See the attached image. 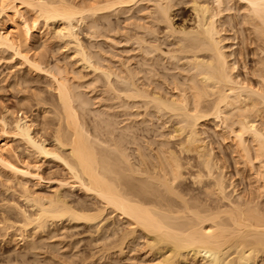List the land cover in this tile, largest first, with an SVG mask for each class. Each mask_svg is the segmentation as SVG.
<instances>
[{"label":"bare ground","instance_id":"bare-ground-1","mask_svg":"<svg viewBox=\"0 0 264 264\" xmlns=\"http://www.w3.org/2000/svg\"><path fill=\"white\" fill-rule=\"evenodd\" d=\"M179 3L191 15L177 23ZM23 10L47 28L58 25L53 37L67 38L80 68H91L96 78L79 80V70L71 77L69 65L50 66L46 60L42 65L31 57L35 44L44 46L51 38L38 27L31 33V17ZM121 13L123 20L113 24L111 15ZM81 27L91 41L102 37L109 49L91 50L79 36ZM229 38L237 41L228 45ZM234 44L238 47L229 48ZM0 47L17 55L28 71L45 72L54 92L52 121L44 119L46 109L33 119L22 111L17 115L20 101L16 112L1 105L0 169L7 174L0 184V239L14 245L5 248L0 262L38 264L43 248L49 249L46 255L60 249L52 238L67 221L72 228L96 227L99 242L89 236L90 249L114 238L118 252L110 250L118 254L107 250L105 264L122 253L126 264H264V0H0ZM14 78L24 83L22 76ZM98 78L110 100L122 103V109L116 105L123 111L121 132L108 113L110 104L95 106L90 119L94 114L99 119L92 129L91 120L86 125L81 116L88 105L108 102L106 93L92 94L102 90L94 85ZM228 156L235 174L248 176L247 190L232 179ZM41 159L56 161L67 174L53 178L49 194L28 185L51 181L40 171ZM73 187L92 196L95 205L81 198L73 202L67 193ZM107 218L111 223L101 224ZM137 247L139 258L132 255ZM100 254L98 260L93 256L96 262L88 260L103 261Z\"/></svg>","mask_w":264,"mask_h":264},{"label":"rangeland","instance_id":"rangeland-1","mask_svg":"<svg viewBox=\"0 0 264 264\" xmlns=\"http://www.w3.org/2000/svg\"><path fill=\"white\" fill-rule=\"evenodd\" d=\"M182 3H179V5H180V7L178 6L177 7V9H175L174 10V12L175 13H177V15L175 16L176 18H174V21L175 22H180V19L181 18H187V17H189V15H191V10L189 9L190 7L187 5V4H182ZM185 5H187V6H185L186 8H184V6ZM185 9V10H184ZM179 10V11H178ZM240 12V14L243 12L242 10L241 11H239ZM22 13L24 14V15H26V16H24V17H26V18H28V16H30L31 17V13H30V11H29V13L27 12V10H25V13H24V10L22 11ZM5 14V15H4ZM27 14H28V16H27ZM235 14L237 15H239V13L237 12H235ZM7 14L6 13H2L1 14V16H3V18L5 19V18H9L10 16H6ZM113 15V14H112ZM111 15V19H112V23H113V21H114V23H118L119 21H122L123 20V14L121 13V14H117V16H116V14L115 15H113L112 16ZM223 15V14H222ZM120 17V18H119ZM11 18V17H10ZM10 18H9V20H10ZM33 17H31V19H32ZM117 18H119L118 19V22H117ZM122 18V19H121ZM31 19H28V21H30V25H31V33H35V29L38 27V28H40L42 31H45V32H48L49 31V33H48V35L46 36V37H48V36H50V37H48L47 39H49V38H51V39H49L48 41H47V39H46V41H47V43H43L44 44V46H40V45H42L41 43H42V41L40 42L39 41V43H37V44H35V47H33V48H31V50H29V55H31V57H34V58H36L37 60L39 59V62H42V65L43 64H45L44 63V61L46 62V64L48 63V65H52L54 62H58L57 64H60V65H62L63 67H64V64H66L65 65V68L67 67V65H69L67 68L68 69H70L69 70V73L71 74V77H72V75L74 76V73H76L78 70V74H80V75H82V77L81 78H83V79H79V80H84V79H86V80H90L91 78H92V76L94 75L92 72V69L91 68H80V64L76 61V59H75V57H74V55H72L73 54V44L72 43H69L68 42V40H67V38H64V39H58V37H53L54 36V32H53V34H51L52 33V31H55V29L56 30H59L58 28H57V26L58 25H53V24H51V25H49V29L50 30H48V28H47V24H45L44 25V21L42 20V19H40V18H38L36 21H34L33 19V21L31 20ZM225 19V18H224ZM9 20H8V22H9ZM115 20H116V22H115ZM11 22H13L12 21V19L10 20ZM15 21V20H14ZM39 21V22H38ZM16 22H18V21H16ZM16 22H14V24H16V26L18 25V23H16ZM34 22H37L36 23V25H32V24H35ZM113 23V24H114ZM83 28L84 27H81V28H79L78 29V32H79V36L81 37V39H83L84 40V42H86V43H88V45H89V47H90V49L92 50V49H94V50H100V49H103V48H105V49H103V51L104 50H108L109 49V46L104 42V39L102 38V37H100V36H97V38H95L94 36H93V38H95V39H93L92 41H91V37L90 36H88V34H86L85 33V31L83 30ZM47 30V31H46ZM51 31V32H50ZM57 33V32H56ZM58 34V33H57ZM227 34H229V33H227ZM34 35V34H33ZM230 35V34H229ZM228 35V36H229ZM231 36V35H230ZM52 37H53V39H52ZM90 37V38H89ZM101 39H100V38ZM55 38V39H54ZM232 38V37H231ZM231 38H229V39H227L228 41H230V42H226L228 45L229 44H232L234 41H237L236 40V38L233 40L232 39V41H231ZM90 39V40H89ZM100 39V40H99ZM61 40V41H60ZM95 40V41H94ZM102 40V41H101ZM98 41V42H97ZM232 42V43H231ZM68 43V44H67ZM91 43H93V44H91ZM101 43V44H100ZM104 44V45H103ZM106 44V45H105ZM64 45V46H63ZM95 45V46H94ZM100 45H102V46H100ZM34 46V45H33ZM40 46V47H39ZM93 46V47H92ZM108 46V47H107ZM235 46V47H234ZM234 46H230L229 48H237L238 47V45L236 44H234ZM39 47V48H38ZM96 47V48H95ZM101 47H103V48H101ZM1 49H0V57H1V59H0V114H1V105L3 104V105H6L8 108H10V109H14L15 110V112H16V109L18 108V102L20 101L21 103H22V109L19 111V108L17 109L18 110V112H16L17 113V115H19L20 113H21V111H22V113L24 114V115H26L27 117H29V118H33V119H35L34 117L37 115V113H38V111H42V110H45L46 109V113H48V114H46V117L44 118V119H49L50 121H52V120H54V119H52L51 117H53L52 115H50V110H48V109H51L52 110V107H49L50 105H49V102L51 101V99H52V97H53V94H54V92L52 91V90H50V86H48L49 84V79L47 78L48 76H47V74L45 75L42 71L40 72H38V73H36V72H34V71H28V69L27 68H25V66L24 65H22L19 61V58H18V56L17 55H14V54H12V52L10 51V50H8V49H6V48H4V47H0ZM98 48V49H97ZM100 48V49H99ZM107 48V49H106ZM93 50V51H94ZM35 55V56H34ZM72 56V57H71ZM38 57V58H37ZM72 58V59H71ZM248 58V57H247ZM43 60V61H42ZM67 60V61H66ZM64 63V64H63ZM45 64V65H46ZM55 64V63H54ZM250 64V60H248V65ZM240 68H238V69H243L242 67H241V65L239 66ZM82 69V70H81ZM90 69V70H89ZM80 70H81V72H80ZM239 70V71H240ZM30 72V73H28V72ZM87 71V72H86ZM247 71H249V72H251L249 69H247ZM72 72V73H71ZM90 72H91V74H90ZM97 73H99V70H97L96 71ZM95 72V73H96ZM243 72H244V70H243ZM242 72V70H241V75H244V73ZM17 73V74H16ZM16 74V75H15ZM69 74V75H70ZM17 75H18V77L20 76H22L23 77V81H24V83L22 84V82H20V84H22V85H18V83L16 84L15 82H14V76H16L17 77ZM84 75V76H83ZM91 76V77H90ZM94 77H95V75H94ZM96 78V77H95ZM27 79V80H26ZM93 79V78H92ZM74 80H78V79H75V77H74ZM98 80L99 81H97L94 85L96 86V87H99V88H96V89H99V90H101V91H98L97 90V92H102L101 94L100 93H97L96 92V90H94L95 92H93L92 91V94H95L96 93V95L98 94L99 96L98 97H101V98H103V96L104 97H107V93L106 92H104L103 91V82H101L102 80H103V78H102V80H101V78L99 79L98 78ZM104 81V80H103ZM100 83V84H99ZM102 83V84H101ZM15 84V85H14ZM100 85H102V86H100ZM100 87H102V88H100ZM84 90V89H83ZM86 90H88V89H86ZM89 91V90H88ZM104 92V93H103ZM107 95H106V94ZM36 94V95H35ZM38 94V95H37ZM101 95V96H100ZM106 95V96H105ZM40 96V97H39ZM51 97V98H50ZM39 98V99H38ZM42 98H43V100H42ZM110 99H112V98H110V95H108V99H107V101L108 102H106V99L105 100H102L101 101V99L99 100V101H101V102H97V103H93V104H90V105H88V109H87V112L84 110L83 112H84V114H85V117H84V115H83V112H80V113H82V118L84 119V121L85 120H87V122H89L90 120H91V122H89V124L86 122V125L88 124V126H87V128H89V127H91V128H89V129H92L93 128V125L91 126V123H92V121L93 122H96V121H98V117H94L95 116V114L94 115H92V117L93 118H91L90 119V115L91 114H93L94 112H95V110H96V108L97 107H95L97 104H99L98 105V107H100L101 105L103 106V104L104 105H106V104H110V109H108V113H110L111 111V113H112V115H111V117H114V118H116V119H114V118H112V119H114L115 120V125L117 126V129H115L116 131H119V132H121V131H123V115H122V113H123V111L122 110H120V109H122L121 108V104H119V102H121L120 101V99H117V98H115V99H113V100H110ZM38 100V101H37ZM39 101H41L40 103H42V104H40L39 103ZM38 102V103H37ZM46 102H48V104H46ZM103 102V103H102ZM109 102H111V103H113V105L111 104V103H109ZM115 102V103H114ZM119 106H118V105ZM38 107H37V106ZM43 105V106H42ZM47 105L48 106V108L47 107H45V106ZM116 105L120 108H118V107H116ZM90 106V107H89ZM106 106H109V105H106ZM44 108V109H43ZM95 108V109H94ZM114 108V109H113ZM117 108V109H116ZM38 109V110H37ZM89 109H90V113L87 115V113L89 112ZM48 110V111H47ZM94 110V111H93ZM121 112H119V111ZM82 111V110H81ZM115 111H117V112H115ZM14 112V113H15ZM86 112V113H85ZM115 112V113H114ZM15 113V114H16ZM120 113V114H119ZM22 114V115H23ZM52 114V113H51ZM115 114V115H114ZM116 114H117V117H116ZM23 115V116H24ZM14 116V115H13ZM13 116L12 115H10V116H8V118L11 120V119H13ZM49 116H50V118L52 119H50L49 118ZM87 117V118H86ZM89 117V118H88ZM105 117V116H104ZM122 117V118H121ZM8 119V120H9ZM88 119H90L89 121H88ZM95 119H96V121H95ZM9 120V121H10ZM120 121V122H119ZM118 125H119V127H118ZM121 125V126H120ZM207 125H208V127H213V123H207ZM50 127V126H49ZM152 127V126H151ZM122 129V130H121ZM153 129V128H152ZM151 129V130H152ZM151 130L149 131V133H147L148 135H150V133H151ZM48 131L49 130H47V133H48ZM153 131V130H152ZM210 131V130H209ZM46 133V132H45ZM43 133V135H45V137H48V134L46 133ZM152 133H154V132H152ZM151 133V134H152ZM215 138V137H214ZM216 139L217 138H215V140H213V142H212V146L214 147V150L217 152V150L219 151V148H218V143H216L215 141H216ZM222 146H223V144L225 145V143H223V142H219ZM11 144H14L13 146H17L18 145V147L19 148H23V145H21V142H19L18 143V141L16 142L15 140H12V142H11ZM213 144H216L215 146L213 145ZM216 146H217V148H216ZM223 148V147H222ZM224 148H226V147H224ZM227 149V148H226ZM226 149H224L225 150V154L226 155H229L227 152L229 151L228 149L226 150ZM21 150V149H20ZM20 150H19V153H20ZM223 150V151H224ZM22 151H24V149H22L21 150V152ZM31 159V158H30ZM30 159H28V160H30ZM229 159V160H228ZM228 159H227V161H228V167L229 168H227L228 169V171L230 172V174L232 175V179L234 178V180H235V184H236V186H237V182H239L238 184V187L239 186H241L240 184H242V186L241 187H239V188H241V189H245L246 188V190H247V187L249 188V186H247V184L249 185V183H247L248 182V179H247V175H245L246 173L244 172L243 174L242 173H240L241 175H236L235 174V169H233L234 168V166H233V162H232V160L230 161V156H228ZM33 159H31L30 161H32ZM41 160H42V162H41ZM38 163H39V168H40V171L41 172H43L42 173V175L43 176H46L45 178H47V177H50V178H52L51 179V183L49 182V183H43V185H37V184H33V183H29L28 185L30 186V188H33V189H36L37 191H40V192H42V193H44V194H49L51 191H52V189H53V187H55V182L54 181H52V180H55L56 178H59V176H61V177H66L67 176V174L63 171V169H61V166L56 162V161H54V160H49V159H46V160H43V159H41ZM49 160V161H48ZM34 161V160H33ZM230 162V163H229ZM232 162V163H231ZM33 164V163H32ZM59 165V166H58ZM62 171L64 172L63 174H64V176L62 175ZM6 173L7 174V172L5 171V169H0V174L1 175H4V176H0V184L2 183V182H4L5 183V179L4 178H6L5 176H6V174H4V173ZM65 174H66V176H65ZM236 175V177H235V175ZM57 175V176H56ZM244 175L246 176V177H244ZM234 176V177H233ZM240 176V177H239ZM241 177H244V179L242 180V178ZM53 178H55V179H53ZM236 178V179H235ZM2 179H4V180H2ZM240 179V180H239ZM238 180V181H237ZM244 180H246V181H244ZM241 182H243V183H241ZM48 184V185H47ZM237 187V188H238ZM245 187V188H244ZM1 189V188H0ZM68 189V188H67ZM69 190L70 191H68L67 193H69V194H72V195H69L68 194V197H70V196H72L71 197V200L74 202V200H78L79 198H81L80 200H81V202L83 201V203H85L86 202V204H90V202H91V204L90 205H92V203H93V205H95V199L94 198H91L92 196H90V195H86V194H84L83 193V191H81L80 189H78V187H73V188H69ZM1 191V190H0ZM17 193V192H16ZM16 193H14L15 195H13V197H15V200H19L20 198H18L19 196L16 194ZM9 194L10 193H7V194H5V195H7V196H9ZM74 194V195H73ZM11 195V194H10ZM76 196V197H75ZM85 196V197H84ZM9 197H12V196H9ZM69 199V198H68ZM74 199V200H73ZM82 199H84V200H82ZM93 199H94V201H93ZM85 201V202H84ZM88 202V203H87ZM114 215H115V213L114 212H112ZM110 215H111V213H109ZM112 214V215H113ZM109 215V216H110ZM111 215V218L112 217H114V215L112 216ZM117 215H115V217L114 218H116V219H113V220H119L120 218H118L117 219ZM110 218V217H109ZM109 218H107L108 220L107 221H102L101 222V224L103 223V224H107V222L109 223L110 222V220H109ZM105 222V223H104ZM64 223H66L65 225H64ZM111 223V222H110ZM63 226H64V228H66V229H61L62 231H60V229H59V231L60 232H58V230L56 231V235H55V239H54V237L52 238V240H56V241H58V243H59V241H60V244H58L59 246H58V248H60V249H58V250H61V248H64L63 250H61V252H59L60 254L64 251V253H69L70 255H71V257L70 258H67V257H69V256H67V255H69V254H65L64 255V253H62L61 255H63V257L64 258H62V256L61 255H58L59 253H58V250L57 251H55V252H53V253H51V252H47V254L48 255H46V251L48 250L49 251V249L47 248H41L42 249V252H40V253H42V255L44 256V257H40V256H42L41 254H39L40 256V259L38 258L37 260H38V264H41V262H43L42 264H48L49 262L51 263V261L53 262V263H51V264H55V262H56V264L58 263V264H60L63 260L62 259H68V260H65L62 264H69L70 262L71 263H74V262H76V261H74V260H76V258H78L77 260H80V261H82L83 263L85 262H87L88 264L91 262H93L94 264H99V261H100V263L101 264H105V256L104 255H106V253H109L107 250H110V249H114L115 250V248L114 247H118V246H115V244L114 243H111L112 241L111 240H114V238H109V239H103L105 242V245H103L104 243L102 242L103 240L101 239L100 240V247H98V243L97 242H99V241H95L94 240V238H95V236H96V234H97V231H96V229H95V232H93V230H94V228H96L95 226H94V228L93 227H91L89 224H88V226L90 227V228H86V227H88L87 226V224H86V226H85V224H84V226H83V224L81 225L80 224V226L79 225H77L76 227L74 226L73 228L70 226V224L66 221H64L63 223ZM69 224V225H68ZM71 227V228H69V227ZM93 228V229H92ZM87 229H89V230H87ZM70 230V231H69ZM57 232H58V234H57ZM65 232V234H64V236H63V233ZM91 232V233H90ZM118 232H120V231H118ZM94 233H96V234H93ZM57 235H59V236H57ZM66 235V236H65ZM70 235V236H69ZM93 236V239L92 238H90V237H92ZM57 236V237H56ZM79 236V237H78ZM90 236V237H89ZM61 237V238H60ZM88 238H90L91 240H93V241H95L97 244H95V242L93 243V246H94V244L96 245V246H94V248H92V249H90V245L92 244L91 242H93V241H91L90 243L88 242V241H90V239L88 240ZM58 239H63V243H61L62 242V240H58ZM81 239V240H80ZM85 239H87L86 240V242H85ZM73 240V242H75V240H76V242H77V240H78V242L76 243H74L75 244V246H74V244H73V242H72V244H71V242L70 241H72ZM110 240V241H109ZM0 241H1V239H0ZM4 241L2 240L1 242H0V247H2L3 248V246H4V248L3 249H0L1 251H0V258H2V254H4L3 253V251L5 250V248L7 249V247L8 248H10V246L12 247V245H14L13 243L14 242H11L10 243V245L8 244V242H4ZM90 244H88V243ZM109 244H108V243ZM20 243V242H19ZM69 243V244H68ZM87 245H86V244ZM8 244V245H7ZM63 244V245H62ZM64 244L65 245H69L68 247H70L69 249H68V247L67 246H65L64 247ZM106 244H108V245H106ZM71 245H73L75 248H76V246H77V248L76 249H79V250H76V249H74V247L73 246H71ZM88 245H89V247H88ZM105 246L104 248H103V246ZM109 245H111V247L109 246ZM114 245V246H113ZM6 246V247H5ZM92 246V245H91ZM106 246H108V247H106ZM122 246H123V244H122ZM72 247H73V249H72ZM110 247V248H109ZM67 248V249H66ZM97 249H100V251L98 250L97 251ZM105 249V250H104ZM46 250V251H45ZM70 250V251H69ZM73 250V251H72ZM75 250V251H74ZM94 250V251H93ZM95 250H96V254L95 255H97V256H95L94 254L92 255V251H93V253L95 252ZM102 250V251H101ZM103 250H104V252H103ZM41 251V250H40ZM79 251V252H78ZM82 251V252H81ZM90 251H91V255H92V257H91V255H90ZM115 251H117V249L115 250ZM70 252H73V255H72V253H70ZM75 252H77V253H81V255L83 256V259H81V255H80V257H79V254H74ZM97 252H98V254L101 252V254L99 255V256H101L102 255V257H100V259H102L103 261H101V260H99L98 261V263H95L96 261V259H97V257H98V254H97ZM103 252V253H102ZM110 252H112V253H114V254H116L115 252H113V251H111L110 250ZM133 252V254L132 255H134V253H138L139 252V249H138V247H137V252H136V250L135 251H132ZM49 253H50V255H49ZM58 253V254H57ZM83 253V254H82ZM111 253V254H112ZM53 254V255H52ZM57 254V256H56V258H54L55 256L54 255H56ZM87 254V255H86ZM118 254V253H117ZM123 254V253H122ZM122 254H119V255H114V257H118V258H116V259H119V260H115V261H117V263L115 262H112L113 264H126V260L123 258V257H120V256H123ZM129 254V253H128ZM130 254H131V252H130ZM129 254V255H130ZM46 255V256H45ZM52 255V256H51ZM77 255V256H76ZM85 255V256H84ZM90 255V257H88ZM113 255V254H112ZM136 255V257L139 255V253L138 254H135ZM50 257L49 258V260L48 261H46V258L48 259V257ZM54 256V257H53ZM61 256V258H57V257H60ZM65 256H66V258H65ZM76 256V257H75ZM93 256H95V258L93 259ZM104 256V257H103ZM74 257V258H73ZM84 257H87L86 259L84 258ZM43 258H45V260L43 259ZM72 258V259H71ZM80 258V259H79ZM88 258L89 259H91V260H94V261H91V260H88ZM99 258V257H98ZM138 258H139V256H138ZM41 259H43L44 261H42ZM57 259H61V262L59 261V260H57ZM57 260V261H56ZM74 262H73V261ZM86 260V261H85ZM98 260V259H97ZM125 262H124V261ZM1 261V260H0ZM47 262V263H44V262ZM55 261V262H54ZM67 261H68V263H67ZM70 261V262H69ZM89 261V262H88ZM12 262H14V261H11V263L10 262H7V263H5V262H0V263H5V264H12ZM60 262V263H59ZM15 263V262H14ZM79 263V261H77L76 262V264H78ZM82 263V264H83ZM84 263V264H85ZM86 263V264H87ZM92 263V264H93ZM111 263V264H112ZM16 264H19V263H17L16 262ZM32 264H34V263H32ZM36 264V263H35ZM75 264V263H74ZM80 264V263H79ZM193 264H197V262H195V263H193Z\"/></svg>","mask_w":264,"mask_h":264}]
</instances>
